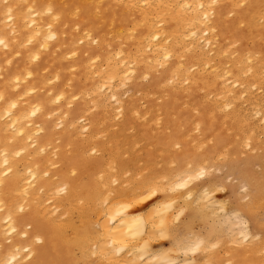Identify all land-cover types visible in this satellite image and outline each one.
Here are the masks:
<instances>
[{"label":"bare ground","instance_id":"obj_1","mask_svg":"<svg viewBox=\"0 0 264 264\" xmlns=\"http://www.w3.org/2000/svg\"><path fill=\"white\" fill-rule=\"evenodd\" d=\"M231 165L261 216L264 0H0V264H264L235 210L154 247Z\"/></svg>","mask_w":264,"mask_h":264},{"label":"rangeland","instance_id":"obj_2","mask_svg":"<svg viewBox=\"0 0 264 264\" xmlns=\"http://www.w3.org/2000/svg\"><path fill=\"white\" fill-rule=\"evenodd\" d=\"M128 93H129V91L127 92L126 91V95H124L123 96V98H125L127 95H128ZM260 163H262V162H260V160H258L256 163H254V164H252L253 165V167H252V171H254V170H256V167H254V166H258ZM239 166L238 165H231V166H228V167H226V166H221V167H214V168H211V169H209V170H207L206 171V173H205V175L203 174V177H201L200 179H197L196 180V182H195V184H200V183H202V184H200V186H207V185H211V187H210V189L212 188V189H214L216 192L214 193V197H215V199L219 202V205L220 206H222L223 208H219L220 206L217 204L215 207H216V210H211L209 213H210V218H206L205 219V221H207V222H205V221H203V222H198L199 220H193L192 221V224L191 225H189L187 228H182V226H180V227H176V229L174 230V234H172L171 236L172 237H169V238H167L168 239V241H167V239H164V240H156L155 242H156V244H155V242H154V247L155 248H168V247H171V246H173V244H174V242L178 239V240H181L182 238H184V239H182L183 241H186V239L187 240H190V236L191 235H198V236H202L203 234H205V232L207 231L208 233H209V231H211L212 232V234L213 233H215V235L214 236H219V235H221V233H223V230L225 231V228H226V226L229 224V223H233L234 222V220L232 219V215L236 212H238V218H239V220L242 222H244V223H246L245 221L247 220V223L248 224H246V226L247 227H249L248 229L251 231L254 227H256L257 225H261V224H263L262 223V219H264V217L262 218V216H264V214H261V216H259L260 215V213L256 216V214L254 215L255 216V218H253V217H251L250 219L249 218H247L245 215H244V213L242 212V214H241V210L239 209V206L241 205V204H243L244 202H245V200H247V198H243V197H248V194L246 193V190H245V188L243 189L242 188V186H244V187H246V183H245V177L244 176H242V173H240L241 172V170H240V168H238ZM217 168V169H216ZM239 169V170H238ZM211 170V172H208V171H210ZM216 170V171H215ZM208 173V174H207ZM211 173V174H210ZM215 173V174H214ZM236 173H238V174H236ZM240 173V174H239ZM241 175V176H240ZM218 176V177H217ZM227 176V177H226ZM200 180V181H199ZM240 183V184H239ZM242 183V184H241ZM194 184V185H195ZM242 185V186H241ZM218 189V190H217ZM179 191H176V192H174V193H178ZM247 194H245V193ZM248 192V191H247ZM242 194H243V196H242ZM244 194L246 195V196H244ZM236 195V196H235ZM240 196H241V198H240ZM238 198V199H237ZM237 200H238V202H237ZM236 201V202H235ZM243 203H242V202ZM147 202V201H146ZM234 203V205H232ZM227 204V205H226ZM238 206H237V205ZM226 205V206H225ZM232 205V206H231ZM214 207V208H215ZM226 207V208H225ZM231 207V208H230ZM219 212H218V211ZM235 210V212H233ZM213 211V212H212ZM214 211H215V213H214ZM213 214V215H212ZM227 215H230L229 217L227 216ZM240 215V216H239ZM242 215H243V217H242ZM212 216V217H211ZM259 216V217H258ZM213 217L216 219V221H215V219H213ZM227 217V218H226ZM241 217V218H240ZM246 217V218H245ZM243 218H245V220H243ZM210 219H213V220H210ZM225 219V220H224ZM229 219V220H228ZM231 220V221H230ZM214 223H213V222ZM238 222V223H236V225L237 226H239V227H236V231H239V230H242V229H240L241 228V226H240V223L241 222ZM264 221V220H263ZM211 222V224H209ZM259 222H260V224H259ZM198 223H200V225L198 224ZM212 223H213V225H212ZM225 223V226H223V224ZM226 223H228V224H226ZM199 225V226H195V225ZM201 224H202V226H201ZM193 225L195 226V227H193ZM205 225H207V227L205 226ZM214 227L215 225V227L214 228H216L215 229V232L213 231L214 230V228H211L212 226ZM203 226H205V228H203L202 229V227ZM210 226V227H209ZM193 227V229H191ZM201 227V231L198 229V228H200ZM222 227V228H221ZM177 228H181V229H179V230H177ZM189 228V229H188ZM224 228V229H223ZM205 229V230H204ZM206 229H209V230H206ZM211 229V230H210ZM177 230V231H176ZM183 230V231H182ZM204 230V231H203ZM178 231H180L181 233L179 234V236H177L176 234L178 233ZM191 232L190 234L191 235H189V233H187V232ZM221 231V233L219 234V232ZM177 232V233H176ZM186 232V233H185ZM194 232V233H193ZM207 232H206V234H207ZM183 233H185L184 235H183ZM196 233V234H195ZM219 234V235H218ZM175 235V236H174ZM181 235H182V237H181ZM176 236L178 237V238H176ZM187 236V237H186ZM213 236V235H212ZM174 237V238H173ZM172 238H173V240H172ZM175 240V241H174ZM158 241V242H157ZM187 242V241H186ZM189 242V241H188ZM188 256H186V257H191V256H196L197 255V252L194 254L193 253V255H190V254H187Z\"/></svg>","mask_w":264,"mask_h":264}]
</instances>
